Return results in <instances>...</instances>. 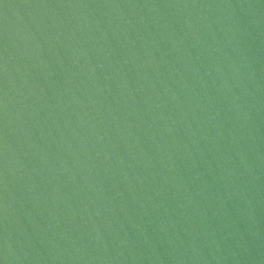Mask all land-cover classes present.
I'll list each match as a JSON object with an SVG mask.
<instances>
[{
	"label": "water",
	"instance_id": "obj_1",
	"mask_svg": "<svg viewBox=\"0 0 264 264\" xmlns=\"http://www.w3.org/2000/svg\"><path fill=\"white\" fill-rule=\"evenodd\" d=\"M0 264H264V0H0Z\"/></svg>",
	"mask_w": 264,
	"mask_h": 264
}]
</instances>
